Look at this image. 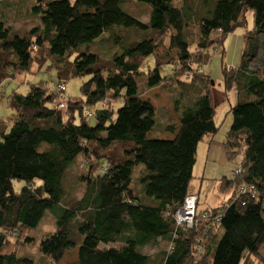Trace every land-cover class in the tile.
<instances>
[{
  "label": "trees",
  "instance_id": "1",
  "mask_svg": "<svg viewBox=\"0 0 264 264\" xmlns=\"http://www.w3.org/2000/svg\"><path fill=\"white\" fill-rule=\"evenodd\" d=\"M132 5L147 8L146 23ZM25 6L39 21L20 33L3 8L0 89L32 66L53 68L56 85H29L25 94L5 99L11 112L0 118V264H29L14 246L46 212L55 229L38 250L54 264L72 249L75 264H264L258 253L264 246V61L262 69L248 63L256 38L264 36V0H28ZM247 10L253 29L243 35L241 63L222 71L224 92L234 89L237 98L224 141L237 168L220 180L226 205L185 231L174 214L190 193L199 143L218 130L203 86L211 78L199 68ZM103 34L111 54L81 49ZM172 73L177 87L185 85L179 96L187 103L176 105L177 126H162L138 82L143 78L151 89ZM71 78H88L77 100L66 94ZM79 156L76 181L84 188L75 198L64 180ZM135 174L144 195L132 187ZM13 181L22 187L16 191ZM22 239L31 243L28 234ZM158 242L166 247L144 251Z\"/></svg>",
  "mask_w": 264,
  "mask_h": 264
},
{
  "label": "rangeland",
  "instance_id": "2",
  "mask_svg": "<svg viewBox=\"0 0 264 264\" xmlns=\"http://www.w3.org/2000/svg\"><path fill=\"white\" fill-rule=\"evenodd\" d=\"M28 0H7L6 3L0 2V18L4 10L8 12V16L12 22V28L14 27L19 33L29 29L35 25H38V19L33 17V14L29 11L28 7L25 6ZM34 1V0H32ZM177 3H180L177 1ZM127 8V6H125ZM129 10L136 12V16L141 23H146L148 20V10L143 6H128ZM18 8V9H15ZM131 8V9H130ZM128 9V8H127ZM6 15V14H5ZM7 16V15H6ZM240 26L238 25L234 31L229 33L224 42L223 47L218 49H209L210 59L206 65L200 66L207 76L211 78V81L203 83V86L207 88L208 98L210 104L215 108L214 121L218 127L217 132L210 139L205 137L199 143L195 164L193 166V179L189 185V190L199 189V208L205 210L209 206L216 209L222 208L226 203L228 196L223 194L220 190V180L223 177L230 178L232 173L237 168L234 161L228 159L225 151V138L229 127L231 125V114L230 108L236 105L237 98L234 89L224 92L222 71L226 67L228 70L237 68L241 63V56L245 50V43L243 35L246 32H250L253 29V12L243 11L239 16ZM107 38V39H106ZM255 52L249 57V67L254 69H262V62L264 61V36L258 35L256 38ZM91 52H96L100 55H107V52L111 54V41L108 39L107 34H103L95 41L92 45H82L81 49L87 48ZM118 50H116L117 52ZM44 66L40 71L35 70L34 66L31 67L29 74H23L17 76L15 79L6 82L0 91L2 93V100H0V118L6 117L10 114V110L5 105V99L12 93L18 92L25 94L28 91L29 85H35L42 83L49 88H54L56 85V75L53 68H46ZM168 69V66L166 67ZM168 71V70H167ZM170 73V72H169ZM88 78H71L66 82V94L73 100H77L80 97V86ZM183 80V78H182ZM140 93L143 99L149 100L155 111V118L162 126L166 124L178 125L179 123V108L182 103H187L184 97L179 96L185 85L177 87L176 77L170 76L167 81L162 84L147 89L145 81L142 78L138 82ZM178 101L179 103H175ZM120 104H117L118 107ZM90 125L95 124L94 118L88 120ZM161 138L168 139L170 135L163 133L160 135ZM211 140L210 143L206 142ZM209 143V144H208ZM81 158L76 159L72 168H68L66 171V178L64 180L65 189L66 184L72 186L69 189L70 196L78 198L84 188V182L76 178L79 177L83 168H81ZM70 169V170H69ZM69 170V171H68ZM132 182L134 191L142 193L143 184L141 182V176L138 174ZM139 176V178H138ZM141 182V183H139ZM23 183L20 181H13L14 189L17 191L22 187ZM210 208V207H209ZM51 214L46 212L39 225L35 230H22L20 238L16 241L14 246L15 252L19 257H25L30 262L29 264H54L49 258L43 256L38 250L39 241L46 236L48 232H52L55 229V223L53 222ZM28 234L31 237V243L24 241L22 236ZM110 244L100 245V247H109ZM166 244L158 242L145 247L144 251L148 254H154L158 250L164 249ZM260 260H264V246L259 250ZM77 260V250L72 249L65 252L61 264H75ZM259 264V263H257Z\"/></svg>",
  "mask_w": 264,
  "mask_h": 264
},
{
  "label": "built area",
  "instance_id": "3",
  "mask_svg": "<svg viewBox=\"0 0 264 264\" xmlns=\"http://www.w3.org/2000/svg\"><path fill=\"white\" fill-rule=\"evenodd\" d=\"M58 87L60 90H64V86L59 85ZM63 106L64 105H63V98H62L61 102L57 105V107L62 109ZM244 190H245L244 188L241 189L242 192ZM249 191H250V188H249ZM195 205H196L195 196H188L185 199L182 208L175 215V220H176L177 225H181L182 227H186L188 229H191L194 226H197ZM209 216H210V213L204 212L203 214H201V218L205 220L209 219Z\"/></svg>",
  "mask_w": 264,
  "mask_h": 264
},
{
  "label": "clouds",
  "instance_id": "4",
  "mask_svg": "<svg viewBox=\"0 0 264 264\" xmlns=\"http://www.w3.org/2000/svg\"><path fill=\"white\" fill-rule=\"evenodd\" d=\"M188 196H195V197H196L195 210H196L197 226H194V227L191 228V229H188V228H186V227H182L181 225H177L176 220H175V215H176V213L182 208V206H183V204H184V201H185V199H186ZM185 199H184V201H183V204H182L181 208H180L178 211L175 212V214H174V221H175L176 226L182 228V229L185 230V231H188V230L191 231V230H194V229H196V228L198 227L200 220H203V219L201 218V214H203L204 212H206V213H210V212H209L210 210H205V211H203V210H201V209H198L199 198H198V195H196V194H194V193H189V194L185 197ZM225 205H226V204H225ZM207 220H208V219H207Z\"/></svg>",
  "mask_w": 264,
  "mask_h": 264
},
{
  "label": "crops",
  "instance_id": "5",
  "mask_svg": "<svg viewBox=\"0 0 264 264\" xmlns=\"http://www.w3.org/2000/svg\"><path fill=\"white\" fill-rule=\"evenodd\" d=\"M210 139H211V138H210ZM210 141H211V140H207L206 142H209V143H210ZM209 143H208V144H209ZM192 173H193V172H192ZM189 191H190V193H194V194L197 193V194L200 195V190H199V189H196V190H195V189H192V188H191V190H189ZM197 194H196V195H197ZM198 198H199V197H198ZM209 207H210V208H209ZM209 207L206 208L205 210H211V209H214V207H211V206H209ZM198 208H199V204H198ZM205 210H203V211H205Z\"/></svg>",
  "mask_w": 264,
  "mask_h": 264
}]
</instances>
